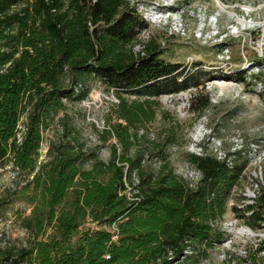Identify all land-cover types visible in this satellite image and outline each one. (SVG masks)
<instances>
[{"label":"trees","instance_id":"obj_1","mask_svg":"<svg viewBox=\"0 0 264 264\" xmlns=\"http://www.w3.org/2000/svg\"><path fill=\"white\" fill-rule=\"evenodd\" d=\"M148 24L127 0H0V165L26 176L22 195L30 207L15 214L25 243L2 244L0 234V264H188L223 238L217 224L248 159L239 150L227 152L231 165L189 154L201 173L191 185L165 152L177 142L173 132L153 139L139 133L156 118L163 94L192 82L181 62L163 58L157 35L139 41ZM90 81L116 98L100 132L109 159L72 131L39 160L43 129L67 101L87 97ZM153 155L155 168L147 163ZM245 210L248 228L264 226V181ZM231 260L264 264V255Z\"/></svg>","mask_w":264,"mask_h":264},{"label":"rangeland","instance_id":"obj_2","mask_svg":"<svg viewBox=\"0 0 264 264\" xmlns=\"http://www.w3.org/2000/svg\"><path fill=\"white\" fill-rule=\"evenodd\" d=\"M152 1L142 0L147 7ZM173 1L182 7L199 9L204 23L187 12L185 34H174L166 26L152 24H148L147 31L148 35H157L165 60L181 62L185 71L192 74L191 87L163 94L158 99L156 118L140 128L139 133L148 131L153 139L162 132L161 136L164 129L173 132L177 142L169 144L165 152L175 172L187 179L193 176L194 180L188 155H199V151L215 153L219 146L224 152H231L240 134L243 140L237 150L248 159V164L239 186L232 192L225 218L217 224L224 236L206 257L198 254L187 262L236 264L232 256L244 261L254 254L264 255V226L253 231L245 225L243 216L248 214L246 204L254 203L264 181V0ZM240 70L252 78L250 83L235 76ZM90 82L87 97L67 101V110L59 112L54 122L43 129L39 160L44 158L50 143L72 131L87 150L95 149L99 158L109 159V147L101 141L100 132L107 127L105 117L116 98L102 82ZM136 142L142 146L147 143L142 139ZM152 157L147 163L158 167L160 160L156 155ZM26 181V176L18 174L9 162L0 165L2 244L20 245L28 238L15 217L17 211L27 214L30 210L22 195ZM243 227L252 233L242 231Z\"/></svg>","mask_w":264,"mask_h":264},{"label":"built area","instance_id":"obj_3","mask_svg":"<svg viewBox=\"0 0 264 264\" xmlns=\"http://www.w3.org/2000/svg\"><path fill=\"white\" fill-rule=\"evenodd\" d=\"M129 4L134 5L137 12L142 16V18L147 21L149 24L154 26H166L172 33L176 34H185L187 32V19L185 18V14L190 12L189 16L197 15L198 18L201 19V22L204 23L205 19L201 16L200 10L196 7H182L178 3H174L173 0H153L150 2L149 7L146 6L142 2V0H127ZM141 38L139 37V41H145L148 38V31L147 29L141 32ZM137 50L141 49L139 42L135 45ZM237 142L234 145L232 152L238 151L237 148H240L242 145V138H240V134H237ZM199 155H205L206 153H202L201 151L198 152ZM211 154L215 155L220 160H227L228 163L231 165L233 155H228L227 151L224 152L220 146L215 148V153L212 152ZM195 172V179L192 178L188 179L191 182V185H195L196 182L200 179L201 173L197 169H193ZM187 179V178H186ZM113 229L115 227L113 226Z\"/></svg>","mask_w":264,"mask_h":264},{"label":"bare ground","instance_id":"obj_4","mask_svg":"<svg viewBox=\"0 0 264 264\" xmlns=\"http://www.w3.org/2000/svg\"><path fill=\"white\" fill-rule=\"evenodd\" d=\"M241 230L242 231H245L248 234H251L252 233V231H250L247 227H243Z\"/></svg>","mask_w":264,"mask_h":264}]
</instances>
